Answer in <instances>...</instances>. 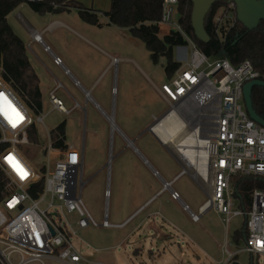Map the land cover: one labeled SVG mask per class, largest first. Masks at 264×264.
Segmentation results:
<instances>
[{
	"label": "built area",
	"instance_id": "obj_1",
	"mask_svg": "<svg viewBox=\"0 0 264 264\" xmlns=\"http://www.w3.org/2000/svg\"><path fill=\"white\" fill-rule=\"evenodd\" d=\"M19 1L64 7L53 0ZM178 4L179 0H164L163 17L158 25L160 28L172 26L181 32L187 42L183 47L189 51V56L159 89L169 105L163 114L173 113L180 128L172 136L174 150L182 154L183 161L188 159L185 150L189 147L198 150L199 154H206L203 169L196 168L197 174L194 173L193 177L202 185H208V199L196 213L173 188L175 179L164 180V187L194 222L200 221L211 209L222 214L227 225L235 216L246 217L249 235L244 250L264 255V187L254 189L250 209L244 211L232 184V177L237 175L264 178V125L250 116L244 98V86L261 79L260 73L249 60L234 65L225 51L227 36L239 20L233 0L215 17L216 34L222 42V49L215 57L204 53L182 28L178 20ZM30 35L29 48L32 43H39L56 65L65 67L63 59L44 41L43 32L31 29ZM119 61L114 58L113 65L118 66ZM65 71L69 73L67 68ZM61 85L59 83L49 93L50 101L53 108L69 113L55 93ZM85 95L90 98L89 94ZM17 113L24 119L13 127L18 119ZM159 117L155 116L154 120ZM42 120L41 113L38 115L18 95L0 67V264L90 262L73 243V236L92 225L121 226L110 221L112 191L109 181L104 189L101 224L83 202L78 180L84 170V149L68 145L65 150H60L54 146L49 133L50 142L45 146L47 160L42 165L45 169L37 167L27 156L26 146L35 144L30 140V129ZM170 126L168 133L172 134L175 126L173 123ZM54 153L59 156L52 160ZM9 156L14 157V161H10ZM12 163H18L28 175L21 179ZM154 171L160 176L158 170ZM42 180L43 184H40ZM71 214L76 218V226L71 223ZM16 255L18 260H15ZM229 255L231 257L233 253L229 252Z\"/></svg>",
	"mask_w": 264,
	"mask_h": 264
},
{
	"label": "rangeland",
	"instance_id": "obj_2",
	"mask_svg": "<svg viewBox=\"0 0 264 264\" xmlns=\"http://www.w3.org/2000/svg\"><path fill=\"white\" fill-rule=\"evenodd\" d=\"M77 1L88 6L95 0ZM109 1L96 0L100 4H107ZM226 4H230V0H227ZM64 8L66 10L61 12L40 13L30 4L21 3L8 16L10 26L26 43L32 63L38 70L46 69L35 53L46 63L48 69L45 72L54 84L52 89L57 84L56 78L63 84L56 89L55 93L70 110L69 113H63L53 108L49 95L51 90L44 94L41 112L43 120L37 121L36 125L40 142L26 146L27 156L37 167H42L47 160L45 146L50 142L49 133L61 122L66 121V143L76 145L85 152L83 175L79 177L78 186L84 204L99 224L104 219V189L108 170L111 171L112 198L109 212L110 221L114 223L125 218L124 211L116 199L119 189L126 190L128 184L134 182L135 173L141 174L142 189H144V181L147 182V187H150L152 180L153 191H156L159 186L157 182L159 175L154 173L155 177H151L148 172L150 168H128L131 166L129 164L141 159L127 140V136L167 180H173L176 175L183 173L172 186L180 192L182 199L191 209L198 213L199 206L208 199L206 190L208 185L204 184L201 187L193 179L196 173L195 168L189 164L185 165L181 154L163 145L148 128L142 130L146 135L143 140H134L138 132L136 131L138 116L149 109L159 113L166 111L169 107L156 88L167 81L166 58L163 57L158 63H154L145 43L133 37L128 29L106 25L96 27L84 22L77 8L69 7L66 3ZM53 18L62 19L65 25H59L51 30L46 29ZM101 21H105V18L102 17ZM31 29L43 32L44 41L63 59L64 64L69 63L65 54L69 53L76 58L80 71L74 68L71 70L90 92L89 100L82 87L75 86L73 78L64 75L62 70L54 64L42 45L36 42L32 44L35 53L28 47L32 40ZM166 32L164 27L160 35L163 36ZM110 54L120 58L118 66L110 65L112 60ZM188 56L189 51L185 47L175 48V57L178 61L184 63ZM48 70L51 73H48ZM46 74H40L42 79ZM107 115L114 118L118 129L114 128ZM146 143L148 148L144 146ZM58 156L59 154L54 153L52 160ZM81 180L85 182L83 185ZM162 199L167 200L165 206L169 212L173 213V221L179 224V221H182L180 224L182 229H180L176 228L172 222L158 218L168 233V236L162 237L164 247L157 246V243L161 242L156 240L155 236L147 235L141 238L143 242H139L140 253H134L132 238L121 243L122 233L118 229L92 225L81 229L77 235L73 236V243L90 261L82 263L250 264V254L244 250L245 241L243 239L235 241L233 237L235 231L244 225V216L233 217L227 225L223 221V215L211 209L201 217L200 221L194 222L190 214L182 209L181 203L171 198L169 191L163 195ZM75 219L74 214H71V223L76 226ZM227 242L229 244H226ZM151 247L156 255L164 249L166 252L151 257ZM208 247L213 248L214 255L217 259H222L221 262H216L208 255L206 252ZM229 252L233 253V256L230 257ZM254 257V264H264V255L254 254ZM18 259L19 256L16 255L15 260Z\"/></svg>",
	"mask_w": 264,
	"mask_h": 264
},
{
	"label": "trees",
	"instance_id": "obj_3",
	"mask_svg": "<svg viewBox=\"0 0 264 264\" xmlns=\"http://www.w3.org/2000/svg\"><path fill=\"white\" fill-rule=\"evenodd\" d=\"M59 4H67L78 9L80 18L89 24L102 26L100 16L96 12L84 8L77 0H53ZM227 0H217L211 7L205 19V29L210 39L200 40L192 24V0H179L178 20L186 33L196 42L197 46L209 57L217 56L222 49V42L216 34L215 17L219 10L226 5ZM21 4L19 0H0V67L3 76L11 83L18 95L39 115L43 111L44 94L41 90V79L33 66L24 40L17 35L8 22V16ZM40 13L61 12L64 7L54 8L50 4H31ZM164 0H112L109 11L104 12L108 17V24L127 28L130 34L143 41L151 53L154 63L166 58L165 72L167 79H171L175 72L183 65L175 57V48L187 44L184 36L175 29L160 35L158 21L162 19ZM225 51L234 65L249 60L259 71L264 81V20L258 27L249 29L239 20L227 36ZM252 107L256 114L264 119V85H256L252 89ZM30 140L39 144L40 138L37 127L30 129ZM54 146L60 150L68 147L66 143V121L61 122L51 132ZM42 170L45 167H41ZM2 176L0 174V181ZM43 184V180L40 182ZM236 198L244 211H248L252 202V193L256 188L264 187V178L252 176H233ZM249 235L247 218L241 229L235 231V241L243 239L245 243ZM250 254V264H254L255 257Z\"/></svg>",
	"mask_w": 264,
	"mask_h": 264
},
{
	"label": "crops",
	"instance_id": "obj_4",
	"mask_svg": "<svg viewBox=\"0 0 264 264\" xmlns=\"http://www.w3.org/2000/svg\"><path fill=\"white\" fill-rule=\"evenodd\" d=\"M111 1L112 0H110L107 4H100V2L97 3L96 0H95V1H92L91 4H88V6H84V8H86V9H88L90 11L96 12L100 16V22L103 25L102 26L93 25V26L103 27L104 25H106L108 27H116V28H119V29H127V28H121V27H117L115 25L108 24L109 19L104 14V12H107V11L110 10V8H111ZM102 17L105 18V21H101ZM59 25H65V22L62 19H60V18H53V19H51V22L46 27V29H50L51 30V29L56 28ZM90 25H92V24H90ZM81 27H82V25H81ZM164 27H165V30L167 31L165 34H167L170 31V29H173L172 26H162L160 28V32H161L162 29H164ZM72 31L77 32L74 29H72ZM32 44H31L30 49L33 51ZM35 55L37 56V58L41 62V65H43L46 69H48L46 63L36 53H35ZM110 56L112 58L110 65H113V59L114 58H119V57L118 56H112L111 54H110ZM50 57H51V59H53L51 55H50ZM65 57L67 58V60L69 62L67 64L65 63L66 64L65 67L58 66L55 63L54 64L58 68H60L62 70V72H63L64 75L73 78L74 83H75V86L82 87V89L87 94L89 93V96H90V92L87 90V88H85L82 85V83L80 82V80L77 78V76H75V74L71 70L72 68H74L75 70L80 71L79 70L80 67L77 65L76 58L73 57L72 55H70L69 53L68 54H65ZM33 66L35 67L36 71L38 72V74L40 76V79H41V85L40 86H41V90H42L43 94L47 93L48 90H51L52 91L54 88H56V86L58 85V83L62 84L56 78L57 84L52 89V86L54 84L51 83L52 80L50 81L49 77L47 76V74L45 72L46 69L44 68L45 69L44 71L43 70H40V69L38 70L37 67L34 64H33ZM65 68H67L69 70V73H66ZM49 72L51 73L50 70H48V73ZM41 73L42 74H46L43 77V79H42V77L40 75ZM159 87L160 86H156L158 93L167 102V100L163 96L162 92L160 91ZM90 98H91V96H90ZM89 99H87V100H89ZM164 112L161 111V112L157 113V112L154 111V109H149L143 115L141 114L140 116H138V119H137V122H138L137 123L138 124L137 127L138 128H136V131L138 130V132L135 134V137H134L135 139L134 140H143L144 137H146V135H144V133L142 132V130L143 129H147L150 126V124L152 123V120H153V118L155 116H158L160 113H164ZM135 118H136V114H135ZM115 125H116V123H115ZM176 129L179 130L180 129L179 126H176L174 130H176ZM126 138H127L128 141L133 142V146H134L133 149L135 150V152L139 155V157L141 159V161H136V162H134L132 164H129L131 166H129L128 168H133V169H140V168H145V167L146 168H150L148 170V172L150 173V176L151 177H155V176H153L154 173H155L154 170H158V169H156L153 166V164L150 162V160L148 158H146L140 152V150L134 145V141H132L127 136H126ZM159 141L161 143H163V145L167 146L169 149L171 148V150L175 151L174 148H173V145H171V146L167 145L166 143H164L161 140V138L159 139ZM144 146L146 148H148L147 143ZM84 157H85V152H84ZM84 161H85V158H84ZM184 164L186 165L187 163L184 162ZM110 172L111 171L109 169L108 170V174H107V176H108L107 181H109V182H110ZM158 172H160V171L158 170ZM182 174L183 173H179L178 175H176L175 180L178 179V177L181 176ZM140 175H141L140 173H135L134 174V176H135L133 178V181L134 182L128 184V187L126 188V190L119 189V192L117 194V198L116 199H117V202L119 203L120 207L124 211L125 218H123L122 220H120L118 222H114V224H118V225H121V226H119V227H112V228L118 229L122 233L121 234L122 237H121V240H120L121 243H124L126 240L128 241V240H130L132 238V242H133V246H134V249H133L134 250V253H140V246H138L139 245V242H143V240L141 238L142 237H145L147 235H153V236H155L156 240H159V242H161V243H157V246L159 248L164 247L163 246L164 239L162 237L168 236V233L166 231V228L162 224H160V222L158 221V218L159 217L163 218L166 221L172 222L175 225L176 228L182 229V227H180L181 226L180 224H182V221H179L180 224L177 223V221H173L174 220V219H172L173 213L169 212L166 209V206H165V202H167V200H163L162 199L163 195L167 191H169V190H167L164 187V180H167L166 177L160 172V176L157 177L158 179L156 178L159 186L157 187V190L156 191H153V182H152V180L150 182V187H147V182L144 181V189H142V185H143L142 184V180L143 179H142V177ZM168 181H171V180H168ZM84 183L85 182L81 180V185H83ZM197 183L202 187L201 181L200 182H197ZM207 191H209V190H207ZM111 198H112V195H111ZM168 200H170V199H168ZM182 209H183V207H182ZM124 223H125V225H124ZM188 237H190V236H188ZM226 244H229V243L227 242ZM206 249L208 250V251H206V252H208V255H210L212 258H214V260L216 262H221L222 261V259H217L216 255H214L213 248L208 247ZM159 252H158L157 255H161L163 252H166V249H164L163 251H159ZM150 255H151V257H156L157 256L154 253V251L152 250V247H151Z\"/></svg>",
	"mask_w": 264,
	"mask_h": 264
},
{
	"label": "water",
	"instance_id": "obj_5",
	"mask_svg": "<svg viewBox=\"0 0 264 264\" xmlns=\"http://www.w3.org/2000/svg\"><path fill=\"white\" fill-rule=\"evenodd\" d=\"M217 0H192L193 11H192V24L195 29L197 37L207 42L210 37L205 29V19L209 13L212 5ZM237 8V16L239 21L249 29L258 27L260 22L264 20V0H233ZM256 85H264V81L261 79H255L248 82L244 86V98L247 106V110L250 116L258 123L264 125V119L256 114L252 107V89ZM165 114H162L156 121L150 124L148 130L153 132V127L156 122L162 119ZM153 134H155L153 132ZM155 136H157L155 134ZM157 138L160 139L159 136Z\"/></svg>",
	"mask_w": 264,
	"mask_h": 264
},
{
	"label": "bare ground",
	"instance_id": "obj_6",
	"mask_svg": "<svg viewBox=\"0 0 264 264\" xmlns=\"http://www.w3.org/2000/svg\"><path fill=\"white\" fill-rule=\"evenodd\" d=\"M107 117L110 120V122L113 124L114 128L118 129L117 126L115 125V121L113 117H111L110 115H107ZM156 123L157 124H155V127L153 128V132L157 136H159L164 143L171 146L172 143L175 141L172 139V136L178 133L179 131L176 129L175 131L174 130L172 131V134L168 133V129L172 128L170 126L171 123H173L175 127L178 126L177 123L175 122L174 114L173 113L166 114L162 119L158 120ZM130 144L133 146V142H130ZM185 151L187 152L186 157H188V159L187 161H184V162L194 167L195 170L196 168L203 169L204 167L203 162H205L207 159L206 154H203V155L199 154V151L195 150V148H192V147L186 148ZM196 174H197V171H196Z\"/></svg>",
	"mask_w": 264,
	"mask_h": 264
},
{
	"label": "snow or ice",
	"instance_id": "obj_7",
	"mask_svg": "<svg viewBox=\"0 0 264 264\" xmlns=\"http://www.w3.org/2000/svg\"><path fill=\"white\" fill-rule=\"evenodd\" d=\"M17 116H18V119H17V120L15 121V123L13 124V127H15L16 124H18L21 120L24 119V117L21 116L19 113H17ZM8 159H9L10 161H14L15 158L9 156ZM73 159H75V157H73ZM12 167L14 168V170L17 171V173L20 175V178H21V179H24V178L28 175V173H27L22 167H20V165H19L18 163H12Z\"/></svg>",
	"mask_w": 264,
	"mask_h": 264
}]
</instances>
